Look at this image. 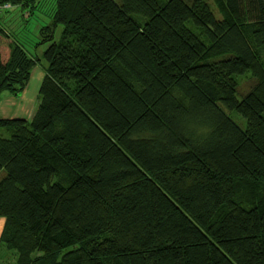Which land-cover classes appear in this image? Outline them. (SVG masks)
<instances>
[{
  "label": "trees",
  "instance_id": "obj_1",
  "mask_svg": "<svg viewBox=\"0 0 264 264\" xmlns=\"http://www.w3.org/2000/svg\"><path fill=\"white\" fill-rule=\"evenodd\" d=\"M52 8L40 57L0 56V100L45 63L31 118H0L14 264H264V0Z\"/></svg>",
  "mask_w": 264,
  "mask_h": 264
},
{
  "label": "rangeland",
  "instance_id": "obj_2",
  "mask_svg": "<svg viewBox=\"0 0 264 264\" xmlns=\"http://www.w3.org/2000/svg\"><path fill=\"white\" fill-rule=\"evenodd\" d=\"M55 0H39V2L32 4L29 8L22 6H0V56L2 60L8 57V44L16 42L21 48L27 50L32 57H40L43 52V47H36L35 42L38 40V32L44 26L45 17L48 18ZM48 22L46 23V25ZM45 32H43V35ZM33 38L34 40H32ZM33 44H35L33 46ZM37 48V49H36ZM44 62H38L32 69L29 81L26 87L17 96H10L13 98H5L1 96L0 100V118H10L12 103L20 104V111H22L23 118L29 120L37 108L39 96L38 88L44 73ZM249 77L245 76L240 81V90L244 91L249 82ZM244 90H243V89ZM4 95V94H3ZM3 97V99H2ZM17 98L13 101L12 99ZM7 116V117H3ZM4 176V172L0 171V178ZM4 221L0 219V231L3 230ZM1 234V233H0ZM15 257L12 251L5 250L0 245V264H14Z\"/></svg>",
  "mask_w": 264,
  "mask_h": 264
},
{
  "label": "crops",
  "instance_id": "obj_3",
  "mask_svg": "<svg viewBox=\"0 0 264 264\" xmlns=\"http://www.w3.org/2000/svg\"><path fill=\"white\" fill-rule=\"evenodd\" d=\"M2 96H5V94L4 95H2ZM11 96L10 95H7V97H5V98H10ZM11 98H13V97H11ZM2 99H3V97H2ZM13 101H15V100H17V98H14V99H12ZM16 102V101H15ZM13 104V108L11 109V115H12V117H10V118H23V112L22 111H20V104H21V102L19 101V103L18 104H16V103H12ZM0 117H2V116H0ZM3 117H7V116H4L3 115ZM0 233H1V231H0Z\"/></svg>",
  "mask_w": 264,
  "mask_h": 264
}]
</instances>
